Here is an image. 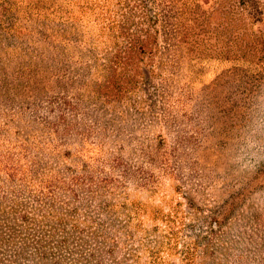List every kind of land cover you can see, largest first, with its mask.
<instances>
[{
    "label": "rangeland",
    "instance_id": "374dc122",
    "mask_svg": "<svg viewBox=\"0 0 264 264\" xmlns=\"http://www.w3.org/2000/svg\"><path fill=\"white\" fill-rule=\"evenodd\" d=\"M0 264H264V0H0Z\"/></svg>",
    "mask_w": 264,
    "mask_h": 264
}]
</instances>
